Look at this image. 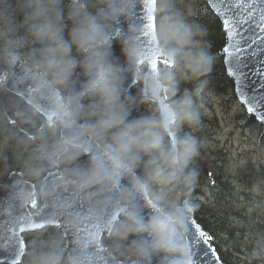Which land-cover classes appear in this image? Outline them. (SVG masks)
I'll list each match as a JSON object with an SVG mask.
<instances>
[{
  "label": "clouds",
  "instance_id": "9594fccd",
  "mask_svg": "<svg viewBox=\"0 0 264 264\" xmlns=\"http://www.w3.org/2000/svg\"><path fill=\"white\" fill-rule=\"evenodd\" d=\"M134 6L135 0H0V63L6 66L0 86L19 66L16 79L30 82L33 108L45 101L50 130L69 132L50 149L41 145V157L56 164L87 155V165L66 169L60 184L75 194L93 186L115 193L103 202L114 218L101 219L104 207L68 218L69 228L83 220L95 227L75 239L72 252L59 236L35 242L29 264H93L88 249L101 230L117 250L127 242L132 264H194L185 235L198 207L192 194L203 142L195 131L202 127L215 57L192 0H155L154 32L145 37L130 25L114 36L113 27ZM185 83L192 87L182 88ZM141 105L145 113L133 115ZM40 173L30 170L37 180ZM47 194L39 183L37 195ZM252 257L264 258V247Z\"/></svg>",
  "mask_w": 264,
  "mask_h": 264
},
{
  "label": "water",
  "instance_id": "95a60500",
  "mask_svg": "<svg viewBox=\"0 0 264 264\" xmlns=\"http://www.w3.org/2000/svg\"><path fill=\"white\" fill-rule=\"evenodd\" d=\"M214 14L218 17L224 32V43L219 49L222 55L225 72L233 81V90L238 101L244 106L247 113L252 114L261 124V134H264V31L254 26L253 19L247 13L253 5L248 0H204ZM256 8L264 7V0H256ZM228 20L235 29L233 37L228 36L229 29L225 27L224 21ZM243 20L245 23L241 24ZM258 21V17H256ZM147 13L145 0H135V6L131 17L121 21L113 27L114 36H118L121 30H126L130 25L139 26L144 29L143 35L147 37L145 25ZM258 34L262 37L255 44L252 43ZM244 49L243 55L235 53L234 47ZM224 47L229 51L224 52ZM239 55V60L237 56ZM247 65L244 68L245 75L238 79L235 69L238 65ZM0 72L2 68L0 66ZM20 73L17 66L8 76L4 88L6 93L2 96V107L10 119L15 122L19 130L27 136L33 137L38 149L45 145L50 149L51 145L45 142L39 135V129L48 123L47 103L41 100L34 109L29 95L30 82L18 83L16 77ZM78 80L82 77L77 70ZM254 111L249 112L248 108ZM16 113L20 115L16 117ZM60 137L69 135L68 130L59 129ZM55 159V157H54ZM40 167L45 169L41 182L48 188V194L39 195L40 204L34 210L30 205L35 201V192L38 191L34 182L26 179L20 170H11L3 185H0V263L17 264L25 249L24 232L39 230L45 227H59L64 238L66 252H72L74 241L77 237L84 236L93 231L95 225L89 220H83L75 229L69 228L65 221L70 217L79 215L84 217L89 208L99 210L104 207V201L109 195L100 191L98 186H93L79 194H75L71 187L60 184L62 171L58 163L52 164L45 158H40ZM127 184V180L122 181ZM22 193H32L30 198H22ZM64 202H69L67 208H62ZM110 207H104L102 220L112 219ZM186 242L189 246L194 264H225L218 256L213 244L210 242L209 233L196 220L193 213L186 224ZM106 233L107 231L104 230ZM199 232L205 235L201 237ZM100 233V232H99ZM97 234V243L92 245L88 251L93 256V264H123L108 248L100 245ZM108 234V233H107ZM129 264H132L130 261ZM156 264V260H153ZM252 264H264V260Z\"/></svg>",
  "mask_w": 264,
  "mask_h": 264
},
{
  "label": "rangeland",
  "instance_id": "374dc122",
  "mask_svg": "<svg viewBox=\"0 0 264 264\" xmlns=\"http://www.w3.org/2000/svg\"><path fill=\"white\" fill-rule=\"evenodd\" d=\"M208 26L207 38L214 39L215 34L209 33L213 27ZM113 51L123 61L118 41H114ZM214 57L213 69L208 78L209 84L202 115V127L195 131V135L203 142L195 166L207 182L197 184L192 198L195 199L196 204L201 200L211 203L217 214L227 223V226L240 227L238 225L242 221L240 218L245 219L248 224L246 227L250 228V233L243 240H240L241 245L238 246L241 253L235 259L237 264H252L264 260V258L254 259L252 257L253 249L258 246L264 247V134H261L260 124L249 125L241 115L244 106L237 100L236 96H233V87L231 88L228 82L221 79L219 64L222 57L219 58L215 55ZM191 87V83L182 85V88ZM135 91L136 89L133 88V92ZM145 111V106L141 105L134 111L133 115H142ZM7 141H9L8 137L4 144ZM39 158L38 156L36 160ZM24 163H28L27 166L30 170L33 169L31 163L26 162V159ZM218 166L220 169L217 168ZM25 168L27 167L25 166ZM216 170L219 176L227 181L225 190L228 192L224 199L216 195L219 197L217 201L212 197L208 185V182L213 180V174ZM221 193L220 195H222ZM255 218H258L256 222L254 221ZM233 232L235 233L234 236H237L236 230ZM35 237L36 235L32 236L31 239L34 240ZM234 239L237 241L236 237ZM37 241H39V237H37ZM233 241V239L229 240L230 243ZM31 250L32 247L30 246L25 252L22 259L23 264H29V252Z\"/></svg>",
  "mask_w": 264,
  "mask_h": 264
},
{
  "label": "trees",
  "instance_id": "16d2710c",
  "mask_svg": "<svg viewBox=\"0 0 264 264\" xmlns=\"http://www.w3.org/2000/svg\"><path fill=\"white\" fill-rule=\"evenodd\" d=\"M192 3L194 4L196 18L198 19V21L203 24L207 29H209L208 25H211L213 27L211 30H209V33L211 32L212 34H215V36H213L214 39L210 37L207 38V40L210 41L212 47L211 52L216 57L220 58L221 55L219 53V48L224 43V33L222 31L218 17L214 14V12L210 9L208 4L204 0H192ZM219 67L222 75L221 79H224L225 82H228L232 88V80L226 75L222 61H220ZM2 93L3 87L0 86V183H3L5 181L8 173L11 170L16 169L22 171L25 178L33 181L36 185H39L41 178L44 174V170L41 169L40 176L37 180L36 178L30 175V168L27 166L28 163H24V160L26 159V162L28 161L29 163H31L30 165L33 167V169H40L39 164L36 160V158L40 155L38 149L33 141V138L28 137L24 132L20 131L17 128L16 124L11 122L6 116L1 104ZM232 94L233 96H235L233 89ZM241 115L245 118L247 124H259L256 118L252 114L247 113L245 109L241 112ZM41 130V135L48 143H54L58 139H60L59 129H57L55 133L50 130V126H45ZM45 130H49V133L46 134L44 132ZM7 137L9 141L4 144V141ZM87 162L88 156L82 154L73 161L58 162V167L62 172H64L66 169H71L78 166H86ZM25 166L27 168H25ZM217 168H219V166ZM199 182L203 184L207 182V180L204 179L202 173H199L198 183ZM226 184L227 181L222 179L219 176L218 171L216 170L213 174V180L208 182L211 194H213L212 197H214V199L218 200L219 197L224 199L225 196H227L226 193L228 192L225 190ZM220 190L221 192H223L222 195H220ZM216 195H219V197H216ZM36 198V203L38 204L39 195H37V193ZM193 201L195 202V199H193ZM197 205L198 207L194 211V216L197 221L202 225V227L209 233V240L213 244L221 260L225 264H237L235 257H239L238 254L241 253V249L239 248V246L241 245L240 240H243L244 237L246 235H249L250 233V228L246 227L248 226V224L245 219L242 217L240 218L242 219V221L238 223L240 227H230L227 226V223L224 221V219L217 214L214 209V206L211 203H207L205 200H201L200 202L198 201ZM35 206L36 204L32 205L31 209H34ZM257 220L258 218L254 219L255 222ZM232 229L236 230V232L238 233L237 236H234L235 233ZM35 235V239H31V237ZM53 235L59 236L62 239L63 246L64 239L62 237L59 227H48L38 231L27 232L25 234V252H27L30 246L33 247L35 242H38L37 237H39L40 241L47 239L48 237ZM229 237H231L230 239L234 240L232 243L229 242ZM235 237L237 241H235ZM99 241L100 244L107 247L111 252L115 254L119 262L123 264H129L130 261H132V257H130V255L125 250L127 242H125V244H123L122 247L117 250L115 248V242L112 241V238L109 236V234H105L104 232L99 235ZM236 245L238 248L236 247ZM19 264H23V261H21Z\"/></svg>",
  "mask_w": 264,
  "mask_h": 264
},
{
  "label": "snow or ice",
  "instance_id": "6c2138e0",
  "mask_svg": "<svg viewBox=\"0 0 264 264\" xmlns=\"http://www.w3.org/2000/svg\"><path fill=\"white\" fill-rule=\"evenodd\" d=\"M154 2L155 0H145V9L147 13V23L145 25V28L147 30L146 34L154 32V16L152 15V13L154 12ZM248 2L253 5L252 9L247 13L248 17L250 19H253L254 26L259 27L262 31H264V7L256 8L255 7L256 0H248ZM256 17H258V21H256ZM240 23L243 24L245 23V21L241 20ZM224 25L226 28L229 29L228 36L231 39L234 35L235 29L232 27L231 23L228 20L224 21ZM254 35H256V39L252 41L253 44H255L257 41L262 39V37H260L258 34L254 33ZM232 47H234L235 53L243 55V51H244L243 48L236 47L235 45H233ZM223 50L224 52L229 53V55L233 54L229 51V47H224ZM239 58L240 57L238 55L237 60H239ZM155 64H156V61L153 60V67H155ZM246 67L247 65L240 64L235 69V75L237 76L238 79H241L245 75V72L243 69ZM248 111L252 112L254 111V108L249 107ZM199 235L203 237L205 234L203 232H199Z\"/></svg>",
  "mask_w": 264,
  "mask_h": 264
},
{
  "label": "flooded vegetation",
  "instance_id": "af4514ba",
  "mask_svg": "<svg viewBox=\"0 0 264 264\" xmlns=\"http://www.w3.org/2000/svg\"><path fill=\"white\" fill-rule=\"evenodd\" d=\"M0 66H1L2 72H3L5 70V68H6V66L3 63H0ZM6 81H5V83H6ZM5 83L3 84V86H1V87H3V90H4ZM4 92H5V90H4ZM44 132L47 134V133H49V130H45ZM39 133L41 134L42 133V130H39Z\"/></svg>",
  "mask_w": 264,
  "mask_h": 264
},
{
  "label": "bare ground",
  "instance_id": "6f19581e",
  "mask_svg": "<svg viewBox=\"0 0 264 264\" xmlns=\"http://www.w3.org/2000/svg\"><path fill=\"white\" fill-rule=\"evenodd\" d=\"M11 131V130H10ZM10 136V135H9ZM200 183V182H199ZM221 193V192H220ZM217 194H218V192H217ZM221 194H223V192L221 193ZM213 195V194H212ZM225 196V195H224ZM226 197V196H225ZM230 200V199H229ZM215 201H217L216 199H215ZM225 244V243H224ZM237 256V255H236Z\"/></svg>",
  "mask_w": 264,
  "mask_h": 264
}]
</instances>
